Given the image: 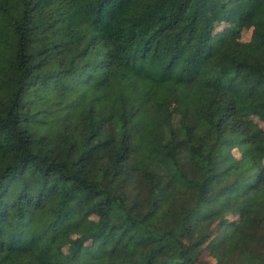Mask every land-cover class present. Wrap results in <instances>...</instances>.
I'll list each match as a JSON object with an SVG mask.
<instances>
[{"label": "trees", "instance_id": "16d2710c", "mask_svg": "<svg viewBox=\"0 0 264 264\" xmlns=\"http://www.w3.org/2000/svg\"><path fill=\"white\" fill-rule=\"evenodd\" d=\"M248 117L264 0H0V264H264Z\"/></svg>", "mask_w": 264, "mask_h": 264}, {"label": "rangeland", "instance_id": "374dc122", "mask_svg": "<svg viewBox=\"0 0 264 264\" xmlns=\"http://www.w3.org/2000/svg\"><path fill=\"white\" fill-rule=\"evenodd\" d=\"M253 27L251 25L241 26L239 29H233V27L230 24H223L219 26L216 30V37L221 42H225L230 38H236L242 42H247L250 40L252 36ZM247 124L250 130V133L254 135H260L258 142L256 144H247L240 146L234 150V154L237 158L241 159L245 156H249L251 153L257 157L258 163L262 166H264V124L261 123L256 117H248L247 118ZM227 219V218H226ZM224 219L222 222L216 221L214 223V228L218 227L219 229L222 228L223 224H226L228 222H232L234 220H238V218L234 219L232 217H229L228 220ZM96 222V219H92L90 221V225L93 226ZM227 225V224H226ZM217 228V230H218ZM217 230L215 232V235L217 233ZM81 234H76L74 237H78ZM214 236V235H213ZM210 240H208L207 244L212 241V237ZM70 241L68 239H65L62 244V248L65 252H67L70 248ZM91 246V242L85 244L82 247V251H87ZM199 264H217L216 259L210 255L209 251H205L203 253V256L199 259Z\"/></svg>", "mask_w": 264, "mask_h": 264}]
</instances>
